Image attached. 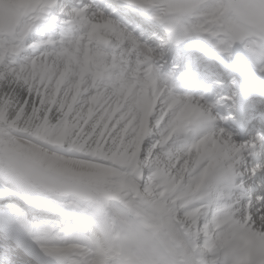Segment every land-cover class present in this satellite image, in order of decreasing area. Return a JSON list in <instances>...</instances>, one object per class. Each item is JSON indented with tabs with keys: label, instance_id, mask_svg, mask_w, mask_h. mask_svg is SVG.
<instances>
[{
	"label": "snow or ice",
	"instance_id": "obj_1",
	"mask_svg": "<svg viewBox=\"0 0 264 264\" xmlns=\"http://www.w3.org/2000/svg\"><path fill=\"white\" fill-rule=\"evenodd\" d=\"M200 63L264 90V0H0V264H264V112Z\"/></svg>",
	"mask_w": 264,
	"mask_h": 264
},
{
	"label": "bare ground",
	"instance_id": "obj_2",
	"mask_svg": "<svg viewBox=\"0 0 264 264\" xmlns=\"http://www.w3.org/2000/svg\"><path fill=\"white\" fill-rule=\"evenodd\" d=\"M199 67H200V71L202 73L199 82L196 84L190 83L188 85L181 86V87L177 88L176 91L178 94H181V95L187 94V95H192V96H198V94L194 93V91L192 89L198 90L200 88L198 86L201 85L204 81L209 82L210 77L211 78L220 77V78H224V79L226 78V74H224L222 72V70L220 69V67H218V66H215L209 70V69L205 68L204 63H200ZM262 103H263L262 106L264 107V102H262ZM251 110L252 111H251V113H249L246 123L251 122L254 117H258V115H259V113H256L257 110L254 109L253 107H251ZM257 127H259V126H257ZM233 138L236 141V135H233Z\"/></svg>",
	"mask_w": 264,
	"mask_h": 264
},
{
	"label": "clouds",
	"instance_id": "obj_3",
	"mask_svg": "<svg viewBox=\"0 0 264 264\" xmlns=\"http://www.w3.org/2000/svg\"><path fill=\"white\" fill-rule=\"evenodd\" d=\"M146 231V230H145ZM141 239H144V237H141ZM135 250V249H134Z\"/></svg>",
	"mask_w": 264,
	"mask_h": 264
},
{
	"label": "rangeland",
	"instance_id": "obj_4",
	"mask_svg": "<svg viewBox=\"0 0 264 264\" xmlns=\"http://www.w3.org/2000/svg\"><path fill=\"white\" fill-rule=\"evenodd\" d=\"M237 47H239V46H237ZM204 86V85H203ZM224 116H228V115H224Z\"/></svg>",
	"mask_w": 264,
	"mask_h": 264
}]
</instances>
